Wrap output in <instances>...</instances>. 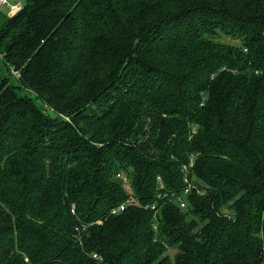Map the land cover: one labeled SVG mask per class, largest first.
Instances as JSON below:
<instances>
[{"label":"trees","instance_id":"1","mask_svg":"<svg viewBox=\"0 0 264 264\" xmlns=\"http://www.w3.org/2000/svg\"><path fill=\"white\" fill-rule=\"evenodd\" d=\"M23 5L0 10V264H264V0Z\"/></svg>","mask_w":264,"mask_h":264},{"label":"built area","instance_id":"2","mask_svg":"<svg viewBox=\"0 0 264 264\" xmlns=\"http://www.w3.org/2000/svg\"><path fill=\"white\" fill-rule=\"evenodd\" d=\"M23 7H24V5L22 3H19V2L18 3H13V2H10L8 0H0V10L7 11L8 16H10V17H13L17 13L21 12L23 10ZM13 73H14V75L17 78L20 77V73L19 72L14 71ZM192 166H193V163L191 164V167ZM183 173H184V182L187 184L183 194L184 195H188L190 190H191V188H192V184L189 181V171H188V167L187 166L183 167ZM117 177L119 179H122L126 183L125 185H127L129 187L130 184H128V178H127V176L125 174L120 173V174L117 175ZM158 184H159V190H163L165 186H164V184H163V182H162V180L160 178H158ZM199 193H201V192H199ZM162 197H164V196L158 195L159 199L162 198ZM136 204H137V202L135 200H133L132 198H128V200H126V202H124L120 206H117L116 208H114L111 211V214L117 215V214L125 211L128 206L136 205ZM178 204H179V206L182 209H186L187 208V202L184 200L183 195L179 197ZM73 209H74V206H73ZM152 209L154 211H157L156 210V205H154L152 207Z\"/></svg>","mask_w":264,"mask_h":264},{"label":"rangeland","instance_id":"3","mask_svg":"<svg viewBox=\"0 0 264 264\" xmlns=\"http://www.w3.org/2000/svg\"><path fill=\"white\" fill-rule=\"evenodd\" d=\"M8 1H10V2H13V3H22V4H24L25 3V0H8ZM200 191V190H199ZM202 194H203V192L202 191H200ZM170 252V254H171V256H173L174 255V253H175V251L174 250H170L169 251Z\"/></svg>","mask_w":264,"mask_h":264}]
</instances>
